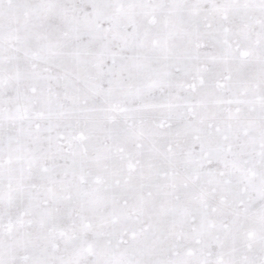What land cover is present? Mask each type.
<instances>
[{
	"label": "snow or ice",
	"instance_id": "1",
	"mask_svg": "<svg viewBox=\"0 0 264 264\" xmlns=\"http://www.w3.org/2000/svg\"><path fill=\"white\" fill-rule=\"evenodd\" d=\"M0 264H264V0H0Z\"/></svg>",
	"mask_w": 264,
	"mask_h": 264
}]
</instances>
